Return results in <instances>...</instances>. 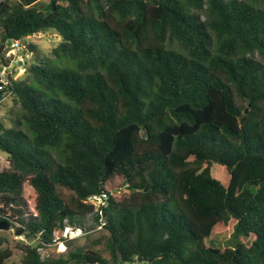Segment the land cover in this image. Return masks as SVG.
<instances>
[{"label": "trees", "instance_id": "16d2710c", "mask_svg": "<svg viewBox=\"0 0 264 264\" xmlns=\"http://www.w3.org/2000/svg\"><path fill=\"white\" fill-rule=\"evenodd\" d=\"M41 1L0 0V64L10 40L49 30L69 63L32 60L0 90L18 105L0 127V221L31 241L21 264H264V9ZM94 195L100 233L41 259L64 222L91 229ZM11 254L0 235V264Z\"/></svg>", "mask_w": 264, "mask_h": 264}, {"label": "rangeland", "instance_id": "374dc122", "mask_svg": "<svg viewBox=\"0 0 264 264\" xmlns=\"http://www.w3.org/2000/svg\"><path fill=\"white\" fill-rule=\"evenodd\" d=\"M249 3H251L256 8L264 9V3L258 2V1H252V0H245ZM48 3V0H43L40 2V6L42 9L46 6ZM26 41L30 42L35 46V49L33 50L28 57H26L27 62L29 63L32 60L40 59V58H47L53 60L58 65H67L69 64L66 59L63 58H54L51 50L52 48L57 44L59 41L58 36L53 33L52 31L47 32H38L36 34L30 35L25 39ZM259 58V57H258ZM24 74V73H23ZM20 75L19 77L23 76ZM17 109L18 105L11 100L10 97H6L3 99L2 103H0V127L3 125V127H8L12 123V119L17 115ZM53 156L58 157L59 156V150L54 149L53 150ZM10 168V164L8 161V157L5 153L0 151V171L1 170H7ZM66 195L68 194L67 190L63 191ZM24 200L27 199L25 196H22ZM84 203L89 207V209L86 210V216L85 220L83 221V225L87 226L88 228H94L97 226L95 221L93 220L94 213L98 211L99 205H101L100 201L96 198H90L87 201H84ZM33 211V209H31ZM17 232L14 230H1L0 229V235H4L7 239V246L11 249V257L8 260L9 264H21L23 251L21 249V246L23 244H26V242L22 239L25 238L26 240H29L22 234H16ZM100 233L99 229L85 233L83 235H80L78 238L68 242V243H62L60 245H55L47 248L48 256H64L68 253V251L74 249L76 246H87L90 242V240L94 237H96ZM230 231L223 232L221 234L216 235L212 241L211 245L213 246H226L229 245L230 242ZM30 241V240H29ZM141 264V263H137Z\"/></svg>", "mask_w": 264, "mask_h": 264}, {"label": "built area", "instance_id": "2783aa9c", "mask_svg": "<svg viewBox=\"0 0 264 264\" xmlns=\"http://www.w3.org/2000/svg\"><path fill=\"white\" fill-rule=\"evenodd\" d=\"M26 38L27 37L18 40H10L7 43L5 57L8 58L9 61L7 65L0 64V90H4L10 84V78H18L25 71L26 57L30 55V52L26 47L28 44V41L25 40ZM90 198H96L102 204V199L99 196L94 195ZM100 228L101 225H97L91 229H81L80 227L64 222L62 226L52 230L50 240L45 245L37 247V252L40 254V258L43 259L48 256V247L72 241L80 235L88 233L93 229L100 230ZM22 239L26 242V244L31 242L25 238Z\"/></svg>", "mask_w": 264, "mask_h": 264}, {"label": "water", "instance_id": "95a60500", "mask_svg": "<svg viewBox=\"0 0 264 264\" xmlns=\"http://www.w3.org/2000/svg\"><path fill=\"white\" fill-rule=\"evenodd\" d=\"M245 111H246V110H245ZM254 192H256V187H255L254 185H252V186L250 187V194L248 195V198H249V199H250V195H251L252 193H254ZM0 229H1V230H6V229H7V224H6L5 222H3V221H0ZM16 232H17L16 234H21V233H22L21 230H17Z\"/></svg>", "mask_w": 264, "mask_h": 264}]
</instances>
